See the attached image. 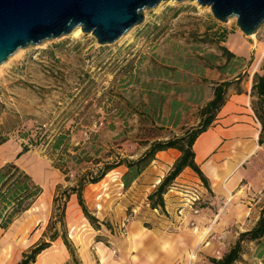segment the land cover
Returning <instances> with one entry per match:
<instances>
[{
    "label": "rangeland",
    "instance_id": "rangeland-1",
    "mask_svg": "<svg viewBox=\"0 0 264 264\" xmlns=\"http://www.w3.org/2000/svg\"><path fill=\"white\" fill-rule=\"evenodd\" d=\"M143 14V23L112 45L101 46L93 36L82 33L80 37L67 35L18 50L0 66V124L32 132L45 124L49 135L57 132L58 125H73L74 145L85 141L90 131L102 129L100 141L105 149L115 141L121 142L122 153L136 158L144 151L140 141L151 134L160 139L180 136L185 129L196 126L199 109L212 97L213 86L232 79L227 74L230 69L236 70L235 75H247L240 83L242 91L251 87V76L264 61V27L253 37L245 36L235 17L220 22L209 8L189 1H169ZM220 35L225 38L219 44ZM221 45L243 59L239 64L232 62L224 74L207 68V55L220 59ZM166 87L170 89L167 92ZM231 90L237 91L235 87ZM162 96L165 101L161 110L154 115L151 108L144 115L151 99ZM174 101L180 106L175 107L171 118ZM152 123L161 130L151 133ZM239 129L228 131L220 143L205 152L208 154L201 169L208 187L193 172L182 173L175 180L164 195L166 213L150 209L147 197L156 186L141 182L149 176L155 183L166 175L168 165L162 163L161 156L155 159L160 165L152 163L155 175L146 171L128 189L121 183L123 167L98 184L87 186L84 198L88 209L109 225L112 235L127 241L147 240L162 252L168 250L173 264L220 259L240 233L255 225L264 206V146L239 163L244 153L254 148L247 129ZM214 137L209 134L205 143L211 144ZM26 142L16 132L11 133L9 141L0 147V167L15 162L43 188L47 198L41 203L42 193L29 213L7 231L0 230V264H15L42 238L51 217L56 185L67 186L42 143L15 159ZM211 166L219 169L221 179L236 167L228 188L213 187V178L207 173ZM194 189L201 193L202 200L190 209L184 199L187 191ZM69 202L65 219L68 238L71 234H86L80 208L73 218L68 215ZM255 249L254 243L245 245L244 255L236 264H263ZM38 258L42 260L36 259V264H43V253Z\"/></svg>",
    "mask_w": 264,
    "mask_h": 264
},
{
    "label": "trees",
    "instance_id": "trees-1",
    "mask_svg": "<svg viewBox=\"0 0 264 264\" xmlns=\"http://www.w3.org/2000/svg\"><path fill=\"white\" fill-rule=\"evenodd\" d=\"M220 36L219 44L224 42L225 38L224 35ZM218 50L220 59L214 55H207V68L215 69L224 74L232 62L239 64L243 60L225 46H218ZM221 59L225 60L224 63L218 64L217 62ZM235 71V69H230L227 72L233 76L232 79L222 80L213 86L212 97L199 109V121L196 126L185 129L180 136L160 139L157 135L151 134L148 138L143 139L144 141H140L144 151L136 158H131L122 153L121 142L115 141L108 149H105L100 141L102 129L90 131L86 134L87 139L85 141L74 145L71 141L72 132L75 130L73 125L68 127L63 124L58 125L57 132L49 135L45 124H39L37 130L35 129L36 131L33 132L20 126L0 124V147L9 141L11 133L16 132L20 139L27 140L26 143L21 144V150L16 155L15 159L18 160L32 147H37L42 143L53 168L63 175L64 181L67 183V186L56 185L52 196L51 217L42 238L24 252L22 258L15 264H36L37 257L58 239L62 240L69 254L74 258L75 248L68 238L65 222L66 206L72 196L76 198L84 218L93 229L99 230L101 224L109 228L107 223L100 222L88 209L84 191L87 186L98 184L109 173L120 167L125 168V172L121 176L122 186L124 189H128L155 161L159 152L172 149L180 153L168 173L147 197L150 209L159 210L162 213H166L164 195L185 169H190L208 187V179L195 161L193 147L197 139L213 126L219 112L228 100L229 90L235 87L237 94L242 93L240 83L247 75L244 73L235 75ZM251 82L250 107L260 125L257 143L259 146H264V61L260 70L253 73ZM169 90V87L165 88V92ZM179 91L180 89H177V92ZM159 98L151 99L144 110V115L147 116L151 108L154 115L157 114L158 110H161L165 97ZM177 106H180V103L174 101L171 118L174 116ZM78 119L77 117L76 120ZM177 120L174 125H176ZM110 128L113 129L114 125H111ZM154 130L161 129L156 128L152 123L150 132L152 133ZM42 193L43 188L15 162L1 166L0 230L7 231L18 218L33 207ZM252 243L256 245V257L261 259L264 264V206L260 209L255 225L250 230L240 233L233 246L220 259H210V262L212 264H236L244 255L245 245Z\"/></svg>",
    "mask_w": 264,
    "mask_h": 264
},
{
    "label": "water",
    "instance_id": "water-1",
    "mask_svg": "<svg viewBox=\"0 0 264 264\" xmlns=\"http://www.w3.org/2000/svg\"><path fill=\"white\" fill-rule=\"evenodd\" d=\"M169 1L196 2L220 22L235 17L245 36L264 27V0H0V66L18 50L78 27L97 44L112 45L143 23L144 10Z\"/></svg>",
    "mask_w": 264,
    "mask_h": 264
},
{
    "label": "crops",
    "instance_id": "crops-1",
    "mask_svg": "<svg viewBox=\"0 0 264 264\" xmlns=\"http://www.w3.org/2000/svg\"><path fill=\"white\" fill-rule=\"evenodd\" d=\"M250 88L251 87L246 88L241 94L232 92L231 88L228 92V100L225 106L219 112L213 126L206 133L202 134L195 142L193 147L195 152V161L199 165L200 169L201 162L205 157L204 155L208 154L205 152H209L212 147L214 148L218 144V142L220 143L222 138H225L228 131H241V129H239L241 126L243 129H247L246 131L249 132L248 136L254 148L247 150L244 153L246 155L239 161V163L243 162L248 156H250L248 154L252 150L254 151L257 149L259 151L260 148L263 147L259 146L257 143L260 125L259 123L256 125L255 116L250 107ZM211 133H213V136L215 137L211 141V144H208V141L206 144L205 140ZM215 139L216 141H214ZM198 142H200L198 145L199 147L196 149ZM156 156L157 158L158 156H161L159 158L163 160L162 163L168 165L166 171L168 173L175 160L180 156V153L171 149L165 152H159ZM154 163L160 165V162L156 160L153 161V164ZM152 167L155 168V166L151 164L145 170V172L147 171V174L149 175H155V172L152 171ZM212 167L213 166H211L207 173L213 178L215 183L213 184V187L221 185L223 188H225V186L228 188L229 177L232 176V173H234L236 167L229 171L223 179L219 177V169ZM225 167L227 166L225 165ZM188 172L192 171L188 168L183 171V173ZM164 176L165 174H162L160 178H157L155 183L150 181L152 177L149 176L142 179L144 181L141 180V182L153 184V187H155L159 184ZM140 177L137 179V181H140ZM29 211L26 213H29ZM83 220L85 222L83 223L84 228H86L87 233L82 235L76 233L75 236L72 234L69 235V239L75 248L74 258L69 254L62 240L58 239L55 242H52L50 248L43 252V264H173V258L172 255H170V252L168 250L164 251L165 253L162 252L158 248L157 244L153 247V244L151 245L147 240L143 239L139 240L140 243L136 242V240L134 241L133 238H131L129 241L122 240L121 238L112 235V230L106 228L103 224H101V228L99 230H95L84 218V216ZM160 240L161 238H158L156 242L159 243ZM134 242H136V244ZM203 264L212 263L206 261L203 262Z\"/></svg>",
    "mask_w": 264,
    "mask_h": 264
},
{
    "label": "bare ground",
    "instance_id": "bare-ground-1",
    "mask_svg": "<svg viewBox=\"0 0 264 264\" xmlns=\"http://www.w3.org/2000/svg\"><path fill=\"white\" fill-rule=\"evenodd\" d=\"M129 33H130V32H129ZM129 33H128V34H129ZM128 34H126L125 36H123L120 40H122L123 38H125ZM71 35L74 36V37H80V36L82 35V31H81L80 27L76 28V29L71 33ZM251 37H253V35H251ZM120 40H119V41H120ZM199 143H200V142H198V144L196 145V149L199 147V146H198ZM252 153H253V150H252L248 155H251ZM232 178H233V177H232ZM45 198H47V197H46V193H45V194L43 193V197L40 199V200H41V203L44 202ZM78 209H79V207L77 206V204H76V202H75V199L72 198V200H70V202H69V204H68V208H67V213H68V215L71 216V217L73 218V216L76 214V212H77ZM75 216H76V215H75ZM75 221H76V220H75ZM205 233H206V231L203 232V234H201V236H200V238H199V241H201V240L203 239V236H204ZM40 255H41V254H40ZM40 255H39L38 257H40ZM38 257H37V259H38V261L40 262V261L42 260V258H38Z\"/></svg>",
    "mask_w": 264,
    "mask_h": 264
},
{
    "label": "built area",
    "instance_id": "built-area-1",
    "mask_svg": "<svg viewBox=\"0 0 264 264\" xmlns=\"http://www.w3.org/2000/svg\"><path fill=\"white\" fill-rule=\"evenodd\" d=\"M255 121L257 122L256 119H255ZM185 197L187 198V199H184V200H186V206H188V208H190V209H193V207L196 204H198L199 202H201V200H202L201 193L196 189L191 190V191H187ZM193 212L198 213V210L194 209ZM194 257H195V255H191L190 259H194Z\"/></svg>",
    "mask_w": 264,
    "mask_h": 264
},
{
    "label": "clouds",
    "instance_id": "clouds-1",
    "mask_svg": "<svg viewBox=\"0 0 264 264\" xmlns=\"http://www.w3.org/2000/svg\"><path fill=\"white\" fill-rule=\"evenodd\" d=\"M231 15H237L236 13H231Z\"/></svg>",
    "mask_w": 264,
    "mask_h": 264
}]
</instances>
